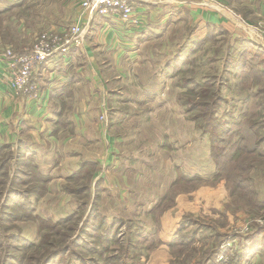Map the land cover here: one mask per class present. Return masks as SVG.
<instances>
[{"label":"rangeland","instance_id":"1","mask_svg":"<svg viewBox=\"0 0 264 264\" xmlns=\"http://www.w3.org/2000/svg\"><path fill=\"white\" fill-rule=\"evenodd\" d=\"M180 1L192 3L196 0ZM73 2L23 0L22 6L11 5L13 9L0 15V59H3L6 50L16 54L26 52L42 34L58 31L70 21L80 25L84 17L79 15L81 11L76 16L73 14L78 5L77 1ZM170 5L173 4H166L165 11L149 10L151 13L147 18L140 11L138 14L134 12L132 19L135 23L131 22L119 31H115L113 26L108 29L103 27L107 23L106 18L94 17V24L100 25L94 30H86L83 51L72 49L69 62L63 66L59 65L64 63L60 57L46 64L54 70V78L64 74L54 88L71 83L62 90L63 95L59 99L56 94L61 92L53 93L51 103L56 109L59 125H64V120L69 122L71 135L78 140L72 139L75 143L58 140L56 144L47 143L44 148L38 149L41 155L37 161L43 165V171L52 176L51 190L54 194L50 197L45 195L35 212L44 221L55 222L66 218L75 211L77 202L74 196L60 190L61 183L69 188L82 189L81 193H76L77 197H81L94 190L100 184L97 180H101L102 192L96 191L97 196L100 194L96 209L117 241L113 237L109 257L104 255L96 264H208L214 261L223 243L230 245L227 254L236 264H264V246L259 249L256 243V240H261L264 244V165L259 164V161L264 162V158L255 154L226 153L229 138L224 139L223 144L212 147V135L196 130L197 123L189 120L194 115L183 111L193 101L185 104V109L179 106L180 99L188 101L184 100V90L179 87L185 82L187 86L195 82L198 84L194 90L197 95H205V90L217 92L221 98L220 116L225 109L228 111L224 112L225 115L245 119L256 112L258 103H261L259 110L264 106V83L242 86L241 79L228 73L232 57L225 52L226 37L215 39L212 36L200 46L189 45L205 39L207 27L200 26L203 32L196 36L192 26L185 24L190 18L187 12L176 15L187 19L174 28L177 18L175 16L173 20L175 9ZM68 10L70 14H67ZM170 20L174 23L168 24ZM136 24L148 26L154 32L156 38L150 47H144L143 43L135 44L137 37L147 38V33L138 35L137 31L129 30L135 29ZM168 27L174 29L167 38ZM191 33L192 41L185 44ZM138 45L141 46L136 48ZM85 47L93 56V68H90V59H85ZM175 50L190 51L192 56H185L176 62L177 58L173 56ZM250 64L262 66L264 70L263 64ZM78 73H83L84 77L76 78ZM251 76L256 75L251 73ZM64 78L66 80L61 82ZM9 90L14 99H19L12 89ZM65 96H69V100ZM247 98L250 103H247ZM37 99L40 100V96ZM196 110L204 112V109ZM49 112L56 118L54 110L49 109ZM214 123H209L208 132L211 126H216ZM222 127L211 130L213 136L219 138ZM64 130H68V126ZM263 132L264 127L260 133ZM210 149L212 155H219L216 162L211 158ZM78 155L82 157L80 159L101 164L102 169L99 173L96 171L95 180L94 174L88 172L87 181L80 178L74 182L67 181L76 168L75 162L83 161L78 159ZM175 166L180 169H173ZM214 166H217L218 172L220 168L224 169V177L213 179L216 175ZM180 171L198 176L199 182H180L171 190V182L182 174ZM241 178L251 181L246 184L253 194L244 193L235 186ZM85 184L89 186L87 189ZM91 196L93 199L94 192ZM91 196L83 199L87 203L83 220L91 210ZM160 200L164 212L156 219L148 215V211ZM98 225L99 218L93 217L86 235L95 236L93 229ZM81 226V222L77 223L73 238L78 235ZM43 227L32 221L17 222L9 235L22 236L36 244L40 235L45 234ZM102 230L106 232L103 226L99 236H102ZM250 237L255 242L246 244V238ZM7 238V244L16 252L17 260L33 253L32 249L13 240L10 242ZM183 238L189 242L187 246H177L178 242L174 241H183ZM80 239L84 244H94L92 238ZM0 242L3 241L0 239ZM135 243L136 250L133 249ZM216 243L218 246L214 250ZM114 255L118 258L108 261ZM225 257L226 264H229V257L226 254ZM64 261L52 264H64ZM85 261L95 264L89 256ZM7 264L15 263L10 261ZM16 264L35 263L20 259V263Z\"/></svg>","mask_w":264,"mask_h":264},{"label":"trees","instance_id":"2","mask_svg":"<svg viewBox=\"0 0 264 264\" xmlns=\"http://www.w3.org/2000/svg\"><path fill=\"white\" fill-rule=\"evenodd\" d=\"M12 7L0 10V15L6 13L9 9H13ZM193 30L194 28H192V32ZM212 36L215 37V39H219L220 37L227 38V49L225 50V52L228 53L230 57H232L231 64L228 67L227 71L238 79H241L239 81H242V86L243 84L247 83H254L253 86L264 83V70H261L259 66L257 67L253 64L249 65V63L258 62V64H263L264 66V50L260 47L252 45L251 42L247 40L237 39V37L232 38L225 31L206 28L205 39L197 42H192L189 45L200 46L204 43V41L206 42L212 39ZM191 41L192 33L188 34L187 39L186 41H184V43L186 44L187 42ZM175 52L176 50L174 51L173 56H176V62H179L185 56H192V52L187 50L183 52L177 50V52ZM251 73H254L256 76L252 77ZM165 77L167 78V76H164V78ZM68 84L69 85H63L58 88H53L50 91V97L48 101L49 109L54 110V112L56 111L51 103L53 98L52 94L57 91L61 92L60 94H56V97L59 99L63 95L62 90L71 85V83ZM192 87H194V89H192ZM197 88L198 84H196L195 82L194 84L192 83L191 86H187L186 82L182 84L179 89L184 90V93L182 94L183 98H186L184 100L188 101L183 102V99H180L179 106L182 109H185L184 105L190 101H193L183 111L187 115H189V113H192L194 115V118L191 117L192 119L189 120L193 122L195 121L197 123L198 126H196V130L199 131L200 129L203 134L208 133L212 135V147L214 144H223L224 139L226 141V139L229 138V142L227 144L228 148L225 150L226 153L229 154L231 152H239L240 154H243L245 156L255 154L256 156H261L264 158V132L263 134L260 133L264 127V106H262L261 110H259V106L261 105V103H258V105H256V112L252 116L245 119H240V117L238 118V116L231 117L225 115L224 112H228L225 111V109L224 111H222V114L220 116L219 112L221 113V109L219 108V104L221 103V98L218 97L217 92L214 93V90H212L213 92H211L210 90H205V95L202 93H198L197 95L196 93H194V90ZM204 89H208V87H205ZM67 94L68 93L66 92V95ZM65 97L69 100V96ZM248 97L249 99H251L252 96L249 95ZM249 99L247 98V103H250ZM196 109H204V112H199ZM55 113L56 118L53 117L54 121L52 122V132L55 134V132L62 130L71 134L72 130L70 128L69 122L64 120L62 122L64 125H59L57 112ZM224 115L225 119H222ZM254 118H259V120H254ZM198 120L200 121L199 124ZM210 122H215L214 124H216V126H211V130L213 131L219 126H224L220 129L219 138L213 136L214 132H211V130L209 132L207 131V129L210 128ZM66 126H68V130H64ZM226 126L228 128H225ZM58 127H60L61 129ZM32 150L33 145L21 140L18 141L15 146L5 144L0 147V239L3 241L0 242V264H7L10 261L16 264L20 263V259H24L27 263L33 261L35 264H52L59 260H65L64 264H72L73 262L86 264V256H89V259L92 262L94 261V263L96 264L99 263L98 261H100V258H102L104 255V257H109L110 246H112L114 243V241L112 240L114 235L110 233L109 229L105 225L104 217H101L96 209L98 205V199H100V194L97 196V193L102 192L101 180H97L100 184L94 187V190L84 193V195L81 197H77L76 193H81L82 189L80 190L79 188H69L70 186L63 185L62 191L64 193L66 192V194L68 195L74 196V199L77 202L76 209L78 208V210L75 209V211L66 218L60 219L55 222H53L52 220L44 221L36 214L35 209L38 205V202L48 193L49 184L52 178L50 175L45 174L40 170L39 166L36 163V155L32 152ZM211 152L212 150L210 149V153ZM218 156V154L212 155L211 153V158L214 162H216L215 160L218 159ZM259 164L263 166L264 162L259 161ZM92 168H96L97 170L93 171ZM214 170L216 172V175L213 177V179L220 178L218 176L224 177L222 174V172L224 171L223 168H220V172H218L217 166H214ZM96 171L100 172V166L98 165V163L90 161L87 162L83 160L79 163L78 170L71 177H69L67 181L70 180L69 182H74L79 178L81 180L87 181L86 175L88 172L94 174L93 179L95 180L97 174L99 173H96ZM181 173L182 174H179L178 178L171 183V190L172 187L180 182L191 184L199 182L198 176L187 175L183 172ZM246 182L251 183L249 179L241 178L237 182H235V186H238V189H241V191L244 193L249 192L253 194V192H250L252 189H247L248 186ZM87 186L88 184H85L84 188H86ZM92 192H94L93 199L91 196ZM254 194L256 195V192H254ZM87 196H91L92 207L90 212L83 220L84 207L87 206V203L84 202L83 199L88 198ZM163 212V202H161L160 200L155 204L154 207L152 206V208L148 211V215L158 219L159 217H161ZM93 217L99 218V227L93 229V231L96 232L94 234L95 236H87L86 230L89 227L90 221ZM26 221H32L38 223L40 226H44L42 230L45 231V234L43 236L40 235V240L36 244L25 240L22 236L16 237L14 235H9L10 229L15 228V223H23ZM80 222L82 223V226L78 229V235L73 238V235L77 230L76 225ZM103 226L106 232L102 230V236H99V232L103 228ZM17 232L20 233L19 231ZM6 237H8L7 240H10V242H12L13 240V242L18 245L26 246L27 248L32 249L33 253L29 257L24 256L17 260L16 252L13 249L12 250L14 251V253L11 252L12 250L10 248V244H7L8 241H6ZM81 237H87L89 239L92 238L94 244L87 245L82 243L80 239ZM114 240H116L115 237ZM183 241L180 240L174 242H178L177 246L179 247L187 246L189 242H187L184 238ZM251 242H255V240L251 237L246 238V244ZM256 243L258 246L256 244L255 245L259 247V249L260 247L264 246L261 240H259L258 242L256 240ZM3 245H5L6 247H3ZM136 245V243L133 245L134 250H136ZM217 246L218 244L216 243L214 245V250ZM1 247L3 249H1ZM115 258L118 257L114 255L110 257L108 261H113V259ZM125 258L128 259L127 256ZM88 263L89 262H87V264Z\"/></svg>","mask_w":264,"mask_h":264},{"label":"crops","instance_id":"3","mask_svg":"<svg viewBox=\"0 0 264 264\" xmlns=\"http://www.w3.org/2000/svg\"><path fill=\"white\" fill-rule=\"evenodd\" d=\"M75 1L78 2V5H76L77 7H75L76 10L75 13L73 12V14L76 16L77 14H79V11H81L79 15L84 17L82 23L86 26L85 33L87 29H89V31L96 29L100 25V23H98V25H94V17H97V15L92 16L88 12H82L80 4L83 0H74V2ZM187 2L188 1L175 3L170 2V4H173L172 6L170 5V7L174 6L175 9L173 12V20L179 13L181 15H184L189 12L188 14L190 18H185V20L187 19L189 23L186 22L185 24L190 25V27L192 26V28H194L196 36L200 32H203V28H200V26H205L210 29L225 31L232 38L237 37V39L247 40L251 42L252 45L260 47L264 50V0H196L192 3ZM14 4L22 6L23 0H0V10L9 8L11 7V5L14 6ZM234 5H237L238 7L236 8L234 7ZM233 8H235L236 10H234ZM166 9V4L150 3L138 5L136 11L134 12L138 14L140 11L141 13L145 14V16H142L144 18H147L148 14L151 13V11H165ZM70 13V10H68L67 14ZM176 18L177 19H175L176 21L174 28H176V26H178L180 23L185 22V20H183V17L178 18V16H176ZM104 20L107 23H105L103 27L107 29L110 26H113L115 27V31H119L122 30L123 27H127L126 24H123L114 18H106ZM162 22L167 23L164 21ZM171 22L172 21L170 20L168 24L174 23ZM68 23V25H70L72 21ZM172 27H168L166 30L169 31V33L167 34V38L169 37L170 31L174 29ZM137 28H139V30H136ZM114 30H111L110 32H113ZM129 30L137 31L139 33L138 35L147 33V38L139 36L135 41V44L136 42L137 44L143 43V45H145L144 47H146L147 45H151L152 41L156 38L154 32H151L152 30H149L148 26H139L136 24L135 29L130 28ZM84 44L86 45V36ZM139 46L141 45L135 47L138 48ZM84 53H86L85 59H88V61L90 59V68H93V66H91L93 65L92 54H90L89 50L86 49V47ZM68 57L69 58L66 59L64 63H59V65L63 66L66 62H69L71 58L70 54ZM46 67L40 68L33 77V82L36 84L40 91L41 99H36L33 101H27L21 98L14 99L10 94V87L7 84L8 82H6L8 80L6 61L4 59H0V147L5 144L15 146L20 140L33 145L32 152L36 155V163L43 173H45L42 169L43 165L39 164V162L37 161L41 155L38 149L44 148L43 146H46L47 143L56 144L58 140H60V142H74L72 141V139L78 140L66 131L59 130L55 132V134L52 132V122L54 121V118L49 112L48 107L50 91L55 87L57 83H59V80L63 78L64 74L59 77L57 75V78H54L52 74L54 70H50L51 66L49 65H46ZM260 69L262 70V66H260ZM82 76L83 73H78V76H76V78ZM65 80L66 78H64L61 82H64ZM80 158L82 157L78 155V159ZM80 160L88 161L86 159ZM90 162H94V160ZM75 163L76 168L71 174H74L78 170V160ZM98 165L100 166L101 171L102 166L100 163ZM175 168L179 167H173V169ZM52 183L53 178L51 179V182L49 184V191L46 194V197H50V194H54V191L51 190ZM63 185L64 182L61 183L60 190H62ZM57 187L58 185L56 186V188ZM41 200L38 202V205H40L39 203H41Z\"/></svg>","mask_w":264,"mask_h":264},{"label":"built area","instance_id":"4","mask_svg":"<svg viewBox=\"0 0 264 264\" xmlns=\"http://www.w3.org/2000/svg\"><path fill=\"white\" fill-rule=\"evenodd\" d=\"M164 1V2H163ZM181 2L180 0H83L81 9L90 15H97L103 18H114L123 24L133 22L135 7L140 4H167ZM183 2V1H182ZM81 24H70L61 27L58 31L42 34L32 47L24 53L16 54L6 50L3 59L6 61L8 85L13 93L21 99L33 101L40 96V91L33 82L34 74L43 65H46L54 58L68 59L72 49L84 50L85 28ZM230 245L223 243L220 246L219 254L213 262L208 264H226L225 254L229 257V264H236L231 261L227 254Z\"/></svg>","mask_w":264,"mask_h":264}]
</instances>
